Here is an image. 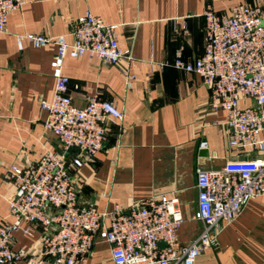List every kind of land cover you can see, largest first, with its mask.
<instances>
[{
  "label": "crops",
  "instance_id": "crops-1",
  "mask_svg": "<svg viewBox=\"0 0 264 264\" xmlns=\"http://www.w3.org/2000/svg\"><path fill=\"white\" fill-rule=\"evenodd\" d=\"M24 1L9 13L6 32L0 33V224L14 221L9 201L16 188L6 178L7 168L35 164L47 152H63L58 137L45 129L47 112L42 109L55 91L56 47L36 48L26 38L20 47L19 37L68 35L91 11L106 24L119 26V45L129 57L117 65L88 57L65 60L63 73L71 80L77 106L98 96L124 113L122 122L108 123L103 150L73 171L79 202L114 213L148 199L176 198L184 220L179 240L188 244L196 239L204 229L195 219L197 168L220 169L245 157L229 147L227 114L212 101L202 78L173 64L179 56L193 62L203 55L208 6L228 16L246 0ZM125 71L135 76L131 90ZM202 142L207 148H201ZM78 155L73 149L67 159ZM251 157L264 158L257 153ZM13 249L28 253L17 264H34L43 249L42 230L33 236L18 231ZM78 264H114L109 244L99 240ZM196 264H264V196L249 202L224 228L218 246L203 252Z\"/></svg>",
  "mask_w": 264,
  "mask_h": 264
},
{
  "label": "built area",
  "instance_id": "built-area-1",
  "mask_svg": "<svg viewBox=\"0 0 264 264\" xmlns=\"http://www.w3.org/2000/svg\"><path fill=\"white\" fill-rule=\"evenodd\" d=\"M24 0H0V33H5L10 12ZM206 46L193 62L179 56L173 66L198 74L211 99L226 114L229 147L244 159L229 160L220 169L197 168L198 200L195 219L204 224L188 244L179 240L184 220L176 198L148 199L128 210L100 212L92 202L81 205L73 171L103 150L110 121L122 122L124 113L98 96L77 106L70 94L71 80L63 73L67 58L88 57L117 65L129 52L121 49L116 25H108L87 11L68 35L27 34L36 48L56 47L52 62L56 85L45 129L54 133L62 153L47 152L39 162L7 168L15 186L9 201L11 224H0V264H17L27 251L14 250L15 234L33 236L42 230V253L34 264H78L97 242L109 244L114 264H196L207 249L216 248L224 228L235 221L252 200L264 196V0H246L230 15L219 16L211 6L205 13ZM69 37L72 41H69ZM126 87L135 76L124 72ZM207 142L201 148H207ZM76 149L77 158L68 161ZM26 225V227H24Z\"/></svg>",
  "mask_w": 264,
  "mask_h": 264
},
{
  "label": "water",
  "instance_id": "water-1",
  "mask_svg": "<svg viewBox=\"0 0 264 264\" xmlns=\"http://www.w3.org/2000/svg\"><path fill=\"white\" fill-rule=\"evenodd\" d=\"M203 155H207V152H202Z\"/></svg>",
  "mask_w": 264,
  "mask_h": 264
}]
</instances>
